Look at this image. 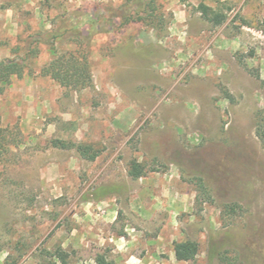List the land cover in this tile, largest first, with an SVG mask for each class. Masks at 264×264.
I'll list each match as a JSON object with an SVG mask.
<instances>
[{
    "label": "rangeland",
    "instance_id": "1",
    "mask_svg": "<svg viewBox=\"0 0 264 264\" xmlns=\"http://www.w3.org/2000/svg\"><path fill=\"white\" fill-rule=\"evenodd\" d=\"M150 1L153 26L147 14L121 25L123 5ZM52 31L60 54L88 53L92 88L41 75ZM4 59H24L26 74L0 95V264H47L59 247L73 264L103 252L116 264L130 252L119 237L137 255L160 242L166 258L175 242H197L180 264H264V0H0ZM132 161L146 168L138 180ZM97 218L104 241L90 232Z\"/></svg>",
    "mask_w": 264,
    "mask_h": 264
},
{
    "label": "trees",
    "instance_id": "2",
    "mask_svg": "<svg viewBox=\"0 0 264 264\" xmlns=\"http://www.w3.org/2000/svg\"><path fill=\"white\" fill-rule=\"evenodd\" d=\"M183 4H186L188 0H180ZM141 5L140 7H142ZM143 11L131 12L128 5H123L116 13V16L121 20V25H129L131 23L142 22L145 23L146 19L144 15L147 14L150 21V25L153 26L155 22V8L153 1L147 3ZM202 16L214 26H221L226 20V16L216 12L211 7L206 5H200L199 7ZM151 12V14H150ZM89 27L92 29L95 22L93 19L88 21ZM65 28V27H63ZM78 27H75L73 31H77ZM68 29H63L65 34ZM88 31V29H87ZM89 33V32H88ZM77 37L81 38V32L76 33ZM48 36L51 41V54L53 59L51 62L41 70V75L49 77L62 88L72 91H82L93 87V79L91 74V67L88 61V53L81 50H72L67 53L60 54L55 48V44L62 40L60 31L50 32ZM75 42V40H74ZM34 53V51H33ZM26 74L25 60L16 59H4L0 60V95H2L6 89L11 85L14 78L21 79ZM4 131L0 127V149L6 144L9 146V142L5 140ZM53 147L60 149H75L79 155L88 161H95L100 151L95 150L91 145L66 143L64 141H53ZM146 174V168L143 164L137 161H132L128 166V175L133 180H138ZM199 180V186L204 194L208 195L205 185ZM229 211L235 212L234 207H229ZM199 253V244L195 241H181L174 243V254L178 262H190L193 261ZM222 256V255H221ZM48 258V259H47ZM222 262L228 263V259L221 257ZM47 264H73L69 253L63 248H56L54 252L46 251ZM96 264H111L106 252L97 254L95 257ZM17 264V261L14 262Z\"/></svg>",
    "mask_w": 264,
    "mask_h": 264
},
{
    "label": "crops",
    "instance_id": "3",
    "mask_svg": "<svg viewBox=\"0 0 264 264\" xmlns=\"http://www.w3.org/2000/svg\"><path fill=\"white\" fill-rule=\"evenodd\" d=\"M95 223V227L91 229V235H94L100 240L104 241V234L108 236L106 233V227L104 226V223L102 219L97 218ZM109 239V238H108ZM112 241V239H109V241ZM150 243V242H149ZM115 244L117 245L118 248H125V250H130L129 253L125 254L123 251L119 253V262L116 264H180L181 262H178L175 258V254L173 251L169 252L168 257H162L161 256V243L160 242H155L154 245H149L146 244L149 247L155 248L156 252L150 253L147 252L145 255H137L135 252L131 251L134 246L133 244L129 241L124 239V237H119L116 241ZM120 248V249H121ZM118 257V256H117Z\"/></svg>",
    "mask_w": 264,
    "mask_h": 264
}]
</instances>
